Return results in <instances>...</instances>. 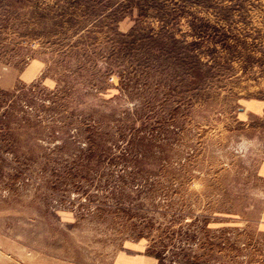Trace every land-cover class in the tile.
Wrapping results in <instances>:
<instances>
[{"label":"rangeland","instance_id":"obj_1","mask_svg":"<svg viewBox=\"0 0 264 264\" xmlns=\"http://www.w3.org/2000/svg\"><path fill=\"white\" fill-rule=\"evenodd\" d=\"M263 221L264 0H0V264H264Z\"/></svg>","mask_w":264,"mask_h":264},{"label":"crops","instance_id":"obj_2","mask_svg":"<svg viewBox=\"0 0 264 264\" xmlns=\"http://www.w3.org/2000/svg\"><path fill=\"white\" fill-rule=\"evenodd\" d=\"M28 69L30 70L31 68H28ZM28 69L25 72L29 71ZM263 223H264V221H263Z\"/></svg>","mask_w":264,"mask_h":264}]
</instances>
